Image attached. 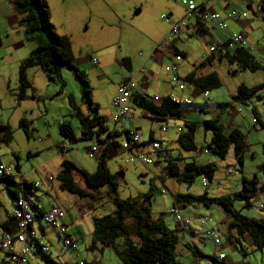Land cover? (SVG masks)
I'll use <instances>...</instances> for the list:
<instances>
[{"label":"rangeland","instance_id":"374dc122","mask_svg":"<svg viewBox=\"0 0 264 264\" xmlns=\"http://www.w3.org/2000/svg\"><path fill=\"white\" fill-rule=\"evenodd\" d=\"M201 1L207 2L208 0ZM250 1L253 3L257 2V0ZM49 2L50 6H48V9L50 8L51 16V21L49 20V22L56 35L67 39L72 64L79 72L85 75L86 82L92 91L91 99L99 106L105 116L110 114L111 111L109 102L115 84L121 78L130 77L134 79V76H132L133 71L126 70L121 66V59L127 58L133 62L134 66H138L140 61L145 58L144 56L153 47L156 51H160V42L163 39V34L165 36L169 34L167 31L169 29H167L163 20L160 19V16L166 15L168 11L171 12L170 16L173 18L176 14H181L178 4L172 0H49ZM248 14L251 19V14ZM9 35L13 36V32L12 34L10 31H7L6 34L2 33L1 37L5 40ZM158 38L159 40L153 43ZM180 38L181 41L176 45L177 50H182L187 55L190 63L197 62L202 48L199 38L192 33L187 38L182 35ZM153 44L155 46L152 47ZM139 53L142 54L141 57L138 56ZM164 60L167 61V58L164 57ZM93 61L95 64H93ZM162 67L163 64L161 63L152 71L157 76L154 80L146 74L147 81H151V84L147 87V91H145V94L149 97L158 94L156 92V85L167 82L169 79V75L167 76L163 72ZM232 69V67H226L225 65L219 66V86L216 89L207 91L208 97L206 99L202 97L201 91L199 95H188L190 104L180 107L184 111L183 119L170 120L165 125H161L168 127L169 146L177 148L175 143L176 133L174 134L173 126L175 124L181 125L182 120L200 123L215 115V117L220 118L221 125L224 128L232 121V124L237 126L244 137L245 143L249 146L248 152L242 156L241 168L235 163L231 146L228 148L223 159L214 158L205 153L203 146L209 142L210 134L203 130L201 126H197L193 133L195 150L187 152L172 149L171 152H173V157L180 159V164L187 161L188 158L186 157H192L197 164L208 163L213 165L216 171L211 181H207L206 185L202 186L200 182L201 176H197L189 184L178 182L164 175V164L162 162L158 163L157 159L154 160L153 164L144 166L138 162H128L129 154L122 151L110 155L106 160L108 171L116 178V190L114 194L116 199H136L140 203L147 204L151 216L154 218L161 217L167 223L171 219V215L168 213L171 196L177 191L180 194L190 193L191 195H198L205 192L209 196H229L240 190L241 177L246 179L254 178L258 186L264 183V172L260 169L261 162L262 160L264 161V153L261 148V142H264V129L256 127V130H254L251 128V114L248 106H240L241 112L234 119L229 118L228 114H220L217 109H210L208 107V105L214 102L218 103L215 108L229 106L231 100L228 96V90L235 83L248 85L264 81L263 71L232 75L230 72H227ZM6 74L11 77L16 76V72L14 73L9 67L6 68ZM59 78L63 84L61 88L62 92L60 91L58 95H55L60 87L58 82L48 81L42 72H39L35 76L32 85L34 95L39 99L38 103L40 106L44 108L41 109L42 114H40L35 108V100L30 101L34 106L33 111L35 113L33 114L30 113L29 100L31 99L25 102L20 101V106L17 108V104L19 103L16 101L18 92L17 77L15 80L17 88L13 89V81L5 84L3 73L0 74V118L3 121V125L8 129L6 136L4 134L0 135V161L3 166H9L13 174L15 173L13 167L16 163L19 166L20 173H30L34 178L33 182L39 188L37 190L32 189L35 190L34 196L43 199L42 204L44 206L52 204L53 206H58L57 209L62 208L64 210V221L73 223L72 228L81 233V239L77 240V257L75 256L76 251L66 247L60 249L55 238L50 237V257L56 264H66L67 262L78 263L79 261L90 264L92 260L99 264H119L113 253L106 247L101 248V253L98 250L91 252L85 249L88 244V230L90 229L88 211L84 210L80 214L77 209L78 199L74 195L63 192L56 186L48 190L49 187L46 185L45 179H43V176L46 175V178H49L48 175H51L52 184L58 185L57 179L54 178L58 167L54 163L49 162L45 168L33 172L38 164L48 162L53 153L51 147L53 148L55 142L63 141L65 145V141L58 134L57 124L59 121L69 122L75 134L78 131L76 119L71 117L70 113H67L65 109L68 97L76 106L81 104V95L77 81L68 70H62ZM134 80L138 84L141 83V77H137ZM160 86L164 87L163 84ZM31 91V86L25 90L28 94ZM261 95L263 96V102L261 100L253 101L252 103H254L253 105L257 107L259 112L262 111L264 113V93L262 92ZM24 105L28 106L25 113L26 117L23 118L25 120L20 117L21 107ZM78 108L80 109V107ZM67 109L70 111L69 107ZM262 112L259 113V116L264 122V114ZM41 115L43 118H47L46 121L41 118ZM21 122L24 123L23 127L20 126ZM105 124L108 128H111V123L106 121ZM158 125L153 124V132L157 130ZM139 128L141 131L140 140L143 143L146 141L145 131L148 125L142 120ZM161 133L163 134L164 132ZM153 140L159 141V136H155ZM118 141L120 142L121 139H118ZM88 144L89 142L86 141L78 142L74 145L66 144L69 150L64 152L63 156L66 160L71 158L72 164L78 170L92 173L96 164V156L87 157L85 149ZM35 145L39 149L37 156L27 160L23 154V150L31 149ZM12 151L14 152L13 155L11 154ZM249 153H252L251 157L248 155ZM225 169L230 170L229 174L224 173L226 176L223 174ZM79 176L77 174L73 175L75 184L87 190L84 187L83 181H81V176ZM2 188L3 186L0 184V203L8 208L9 199ZM162 188L165 190V194H161L160 190ZM46 190H48L45 192L46 195L42 194V191ZM88 192L94 198L89 199L87 197L83 202L85 204H97L92 208L95 215L111 212L114 204L107 194L105 187L98 189L95 193L89 190ZM232 207L243 216L262 218L264 217V193H255V195L248 199L246 206L244 200H233ZM179 211L183 217L191 215V222L196 225L194 226L196 231L195 236L190 239L188 238V244L194 251V259L198 264L211 263L209 258L203 257L192 245L194 243L204 255L212 254V240L208 235L203 233L205 228L210 224L203 226L195 221L198 220V215L201 213H211L213 220L224 216L223 213L216 207L207 210L204 206L197 203L187 205L179 209ZM127 223L130 224V220ZM132 236L136 240L133 234ZM221 238V241H224L223 236ZM222 244L224 243L222 242ZM243 245L246 246L245 242ZM262 250L264 258V249ZM223 252L229 258L239 257L237 251L230 250L227 244L224 245ZM252 254L255 255V263L260 264L259 251L255 253L249 252L250 260H252ZM175 259L179 264H194L192 259L185 255H176ZM40 264H43V260H40Z\"/></svg>","mask_w":264,"mask_h":264},{"label":"trees","instance_id":"16d2710c","mask_svg":"<svg viewBox=\"0 0 264 264\" xmlns=\"http://www.w3.org/2000/svg\"><path fill=\"white\" fill-rule=\"evenodd\" d=\"M11 1L13 11L19 17L18 24L22 27L24 38L35 43V47L18 66L16 100H23L25 90L30 87L25 78V71L28 68L38 67L48 81L58 82L60 86L58 94L63 87L59 78L60 72L62 70L70 71L77 81L84 112L68 97L70 116L76 119L79 136L76 137L74 135L72 128L67 122H60L57 125L58 134L65 141V145H74L78 142L86 141L94 142L99 148L98 153L95 155V170L92 173L78 170L71 162L62 160L59 173L56 176L58 189L74 195L78 199H83L87 196L93 198L92 194H89L87 190L95 193L98 189L105 187L114 204L110 213L90 216L91 231L87 249L91 251L96 246L100 248L110 247L116 255L119 264H179L175 259L177 236L174 230H170L161 217L152 219L147 204L140 203L136 199L121 200L115 198L116 178L108 171L106 159L111 150H116L113 148L117 147L119 149L120 147L121 143L118 144L115 139L122 135L123 140H125L126 132L121 131L120 135L116 131H108L106 128L105 119L98 113V106L91 99L92 91L86 82L85 75L79 72L72 64L67 39L56 35L49 22L46 2L44 0ZM202 9L201 5L197 6L195 21L199 27L196 29V34L202 32V24L199 22V20H203V15L200 16ZM258 11L264 16V0L258 1ZM173 49L174 54H180L174 47ZM214 49L215 47H213V51ZM220 50L222 51L221 58L224 63L228 66L235 65L238 71H264V63L256 61L249 51L243 47L233 46L228 48L225 42L220 46ZM126 62H128V59L123 58L120 64L126 70H129L125 64ZM192 78L193 75H189L181 80L192 83L201 92H207L219 86L215 73H209L195 80H192ZM262 92L264 93V84L252 88L239 85L235 94L231 96V100L233 103L247 105L251 101H261L263 96L260 93ZM130 102L133 108L142 110L152 120L158 122H163L165 119H183L184 111L180 107L186 106L173 104L167 96L155 101L153 98L142 95L137 91L132 92ZM222 107L224 106H220L218 109ZM252 114L256 125L259 128H263L256 121L255 112L252 111ZM20 126L23 127L24 123L21 122ZM181 126L183 131L177 134L175 140L179 150L187 152L195 150L193 133L197 126H201L203 130L210 134L209 142L203 146L204 152L214 158L223 159L231 146L235 163L241 168L245 141L239 130L235 128L224 129L216 119H208L200 123L182 120ZM2 128L5 130L4 135L6 136L8 129L7 127H0V129ZM149 142H151L150 138H148ZM144 144L141 143L140 145ZM68 145L66 148L59 147V149L68 151ZM87 148L85 149L86 151L88 150ZM262 150L264 151V145ZM162 163L164 164V175L178 182L189 184L197 176L205 178L208 182L213 178L214 167L208 163L197 164L193 159H188L180 164V159L176 157H170L168 160L164 158ZM13 169L16 170L17 166L15 165ZM260 169L264 172V164L260 166ZM75 173L81 176L84 187L87 190L79 188L75 184L73 179ZM240 182V190L229 196L208 197L205 192L199 195L174 194L171 196L170 206L179 205L182 207L193 203L204 206L216 205L229 217L226 223V232L223 235L225 242L234 245V243L239 242V237L246 234L254 247L264 249V217L243 216L232 207L233 200H244L246 206L248 199L255 195L256 192H264V183L258 186L254 178L246 179L244 177H241ZM0 184H2L8 198L12 201L18 195L26 196L31 194L32 191L31 184L24 181L20 183L14 182L11 176L0 177ZM129 220L130 224L127 223ZM14 224L15 220L11 215L6 221L0 223V229L11 230ZM231 230L236 234L234 240L229 236ZM131 233L136 237V240L133 239ZM206 257L215 264H228L224 259H218L213 254ZM42 259L46 264H56L55 261L44 255H42Z\"/></svg>","mask_w":264,"mask_h":264},{"label":"crops","instance_id":"0c3cea01","mask_svg":"<svg viewBox=\"0 0 264 264\" xmlns=\"http://www.w3.org/2000/svg\"><path fill=\"white\" fill-rule=\"evenodd\" d=\"M44 1L46 2L47 6H50L49 0H44ZM172 1L175 2L174 0H172ZM192 1L196 4V6H198V5L202 6V8H203L202 10L203 11L201 12L200 16L204 15V14H207V15L216 14V15H218L220 17V19L223 21L225 26H224L223 29L218 30L216 27L212 26L211 24H209V23L207 24L205 21L199 20L200 24H202V28H201L202 32L200 34H198V33L196 34V29L199 26H198V24L195 21V15H194L191 19L188 20V22H187L188 23V27L184 31H181L177 36H173V35L170 36L169 34L167 36H165V34H163V36H162L163 39L161 37L162 41L166 40V39L167 40L169 39L170 45H172L176 50H177V47H176L177 43L179 41H181L180 36L181 35L183 37L186 36V38H187V37H189V35L191 33L194 34V36H197L199 38L200 45L202 46L201 53L199 55V58H198L197 62H193V63H190L188 61L187 55L182 50H177L180 53L179 54V56H180L179 57V61L178 60H177L178 62L175 61V65L177 67V75L180 78H184L186 76L193 75L192 80H195V79H198L200 77L206 76L209 73H215L216 76H217V79L219 81L218 68L221 65H225L226 67H232L233 68L232 70L227 71V72H230V74H232V75H237L238 73H242L243 74L245 72H248V71H238L237 68L235 67V65H231V66L226 65L224 63L223 59L221 58L222 51L220 50V46L227 41V38L232 33H241L246 38L247 46L252 48V55L253 56H257V55L261 54V51L264 49V20H263V16L258 11V1L259 0H257L256 3H253L250 0H208V1L206 0L207 2H202L201 0H192ZM11 2H12L11 0H0V49H1L0 50V74L3 73V80L5 81V84L6 83H11L13 81V83H14L13 89H16L17 88V83H15V80H16V77H17V70H18V66H19L18 64L27 57L29 52L35 46H34L33 42H31V41L29 42V41H27L24 38L22 27L18 24L19 17L13 11V7H12V3ZM178 7L181 9V14H178V15L176 14L175 17L173 18L172 16H170L171 12L168 11L167 14L165 15V16L168 17V19L171 22H177V21L181 20L182 17H183L184 10H183V8L180 5H178ZM231 9L236 10L237 12H245L246 13V18L244 20H241V19H234V20L226 19V14ZM48 13H49V20L51 21L50 8L48 9ZM248 13L251 14V17H252L251 19L249 18V14ZM164 23L166 24L167 29H169V24L166 23V22H164ZM7 31H10L11 34L13 32V36L9 35V36H7V38H5V40H3L2 37H1V34L2 33L6 34ZM167 31L169 32V30H167ZM158 40H159V38L157 40H155L153 43H156ZM153 46H155V44H153L152 47ZM211 46L215 47L214 51L211 52V53H207V48H209ZM160 48H161L160 51H156L154 49V47H153L151 49V51L149 52L151 54L148 53L147 55H145L144 56L145 58L142 61H140L138 66H134L133 62L131 60H129V59H128V62L125 63L127 68L129 69V71H133V73H132L133 75L132 76H134V79L137 78V77H141V83L140 84L137 83L136 91L139 92L142 95H146L145 91H147L148 85L151 84V81H147L146 74L149 76V78L154 80L155 77H157L156 74L154 72H152L154 70V68L159 66L161 63L163 64V67H164V66H166L165 64L170 62L166 51L162 47H160ZM203 54L206 56V58H205V60L200 61V56L203 55ZM138 56L141 57L142 54L139 53ZM164 57L167 58V61L164 60ZM7 67L12 69V71L14 73L16 72V76H13L14 80H13V77H11L9 75L7 76V74H6V68ZM134 67H136V68L134 69ZM163 67H162V70H163ZM140 69L142 70V72L139 71ZM257 71H261V70H257ZM257 71H255V72H257ZM39 72H41V71L39 70L38 67H31V68H28L25 71L26 81L31 86L32 91L30 92V94H28L27 92H24V98H23V100H21V102L22 101L25 102V101L31 99V100H29L30 111H31L30 113H33V114L35 113V111H33L34 106H33V103L30 102V101L35 100V103H34L35 104V108H36V110H38V112L40 114H42L41 109L44 108L43 106L41 107L40 104L38 103L39 99L34 95V88L32 87L34 79H35V76L38 75ZM163 72H165V71L163 70ZM255 72H250V73H255ZM165 73L167 74V76L169 75L167 72H165ZM169 78H170V76H169ZM127 79L134 80L133 78H130V77L121 78L115 84L114 91H115L116 86L121 81L127 80ZM168 82H169V79L167 80V82L161 83V84L164 85V87H161L160 86L161 84L157 83L158 85H156L155 87H156V92L158 94H155L152 97H149L147 95L146 96L149 97V98L156 97L157 101H159L162 98H165L166 96H168V95H170L172 93L177 94L175 89ZM261 84H264L263 80L261 82H256L254 84L251 83V84H248V85L244 84V83H235L228 90V96L230 97V100H231V96H233L235 94L236 88L239 85H243V86H245L247 88H252V87H255V86H258V85H261ZM114 91L112 92V96L114 94ZM44 93H46V91H44ZM199 93H200V90L198 88H196L192 83H187L186 81L184 82V89H183V91L181 93L183 96L189 98L188 95L191 94L192 96H195V95H199ZM55 95H58V90H57ZM18 102L19 103L17 104V108L20 106V101H18ZM252 102L253 101L247 103V105H240V104H237V103H233L232 100H231V103H229V106L222 107L221 109H218V107L215 108L216 105L218 104L216 102L208 105V107L210 109H217L218 112H220V114H228L229 118L234 119L241 112V110L239 109L240 106H248L250 114H251V120H250L251 125H252L251 128L256 130V127H258L256 125V122H254L255 118H254V116L252 114V111H253V112H255V117L257 119L256 121H258L263 126V128H259V127L258 128L259 129H264V122L261 120V118L259 116L260 115L259 113L262 112V111L259 112L257 107L255 105H253L254 103H252ZM261 102H263V100ZM62 104H63V101H62ZM65 107H66L65 109H66L67 113H70L69 109H67V107H69L68 102H67V106H65ZM78 107H80V110L82 112H84L83 111V107H82L81 104ZM109 107H110V102H109ZM262 108H263V105H262ZM27 109H28L27 105L26 106L24 105L23 107H21V114H20V117H22L21 119L26 117L25 113H26ZM110 109H111V107H110ZM98 113L105 119V123H106V121L111 123L110 122V115L112 113L111 111H110V114L105 116L103 114L102 110L98 106ZM183 117H184V115H183ZM41 118H43L42 115H41ZM43 119L46 121L47 118L45 117ZM208 119H216L217 122L221 125L220 118L217 117V116L215 117V115L210 116V118H208ZM23 120H25V119H23ZM142 120H144L147 123L148 128L145 131L146 132V141L143 142V144L144 143L145 144L142 145L140 149L143 152L150 154V151H149L150 147H149V143H148V138L153 140L155 136L156 137L159 136V139L165 144V146L167 148L168 155L170 157H173V152H171V150L172 149H179V148H178V146H177V148H171L169 146L170 141L168 140L169 135L167 133L168 132V127L163 126L166 129V131L163 134L159 131V127L162 126L161 124L165 125L171 119H165L163 122H161V121L158 122L156 120H152V118L150 116H148L142 110L137 109V108H133V106H132V110H131L130 114L125 119H123V122H122V125H121V129H116L117 134H120L121 131L133 130L134 132L139 134L140 137H141V131H140L139 125H140V122H142ZM60 122H64V121H59L58 124ZM67 123H69V122H67ZM153 124H159L157 126L158 127L157 130L154 131V132L152 130L153 129ZM69 125H70V123H69ZM105 126H106V124H105ZM0 127H6V126L3 125V121H2L1 118H0ZM106 128L108 129V131H111L113 129L112 124H111V128H108L107 126H106ZM173 128H174V134L176 133V128H180L181 132L183 131L182 126L180 124H177V125L175 124L173 126ZM228 128H235V129L238 130L237 126L232 124V121H230L228 126H226V128H224V129H228ZM77 130H78L77 134H75L73 132L76 137L79 136V128H77ZM4 132H5V130L3 128L0 129V135H3ZM175 135L177 136V133ZM118 139H121V141L119 142ZM122 141H123L122 135H121V137H118L117 139H115V142H117L118 144L121 143ZM92 144H95V143L94 142H89L87 147H89ZM263 145H264V142H261V148H262ZM59 147H61V148L64 147V142L63 141L55 142L53 144V148L51 147V149L53 150V153L51 154L50 159L48 160V162H43L41 164H38L35 167V169L33 170V172H37L40 169L45 168L46 165L49 162H52V163H54L56 165V167H58L57 172H56V174L54 176V178L56 179V176L58 175L59 170H60L61 161L62 160H66L64 158V156H63V153L66 152V149H59ZM248 148H249V146H247V144L245 143V148H244L245 150H244L243 155L248 152ZM113 149H116V150L115 151L111 150L108 153L107 158L110 155H113V154H115L117 152H122L123 151V150L118 149L117 147L113 148ZM38 152H39V149H38V147L36 145L32 146L31 149H24L23 150V154H24V156H25V158L27 160L36 157ZM13 153L14 152L12 151L11 154L13 155ZM263 153H264V151H263ZM248 155L251 157L252 153H249ZM0 157H1V155H0ZM186 158L192 159V157H186ZM67 161L71 162L72 159L69 158ZM261 163L264 164V161L262 160ZM0 164L3 165L1 163V161H0ZM15 165L17 166V169L14 170V172H15L14 174H13V171L11 170L12 171L11 177L13 178L14 182H19L20 180H24L27 183L33 184L34 183L33 182L34 178L31 176V174L30 173H26V174L20 173V169H19L18 164L16 163V164H14V166ZM7 167H9V166H7ZM94 170H95V168H94ZM215 171L216 170L214 168V173H215ZM227 171H230V170L229 169H225L223 171V174L224 173L228 174ZM214 173H213V178H214ZM48 177L49 178H46V175L43 176V179H45L46 185L49 187L48 190H51L50 188H53L55 186L58 188V185H53L52 184L51 175H48ZM81 181H82V179H81ZM160 183H161V181H160ZM78 187L84 189L82 186H78ZM37 189H39V188L37 187L35 190H37ZM2 190H3V188H2ZM35 190H32L30 195H31L32 199H34V201L42 209H47L49 206L52 205V204H49L48 206L47 205L44 206L42 204V200L43 199H40V198L34 196ZM48 190L42 191V194L46 195L45 192H47ZM87 192H88V190H87ZM257 193H264V192H259L258 191V192H256V194ZM175 194H180V192L177 191ZM183 194H185V193H183ZM187 194H190V193H187ZM194 195H197V194H194ZM207 196L208 197H219V196H215V195L214 196L207 195ZM87 197H85L83 199H78L75 196V198L78 199V201H77V205H78L77 209L80 212V214H82V212H84V210H86V211H88L87 213H88V216L90 217L91 215L94 214V212L92 211V208L94 206H96L97 204H92V203L85 204L83 202V200L86 199ZM88 198L90 199V197H88ZM188 205H192V204H188ZM198 205H201V204H198ZM175 206L179 210L181 208H184L187 205L182 206V207H180L179 205H175ZM202 206H204V205H202ZM55 207H58V206H55ZM204 207L207 210H210V209H213V207H216L221 213H223L224 216H222L219 219H215V220L212 219L211 213H209V212H208V214H202L201 213V214L198 215V216L209 215L211 217V221L209 223H207V224H210V225L207 226V228L214 229L218 233L220 238H221V236H223L224 233L226 232L225 227H226V223H227L229 217L227 216L226 213H224L216 205H209V206H204ZM12 209H13V201L11 199H9V207L8 208H6L3 204L0 203V223L6 221L8 219V217L12 215ZM97 215H99V214H97ZM181 217L184 218V219H188L189 220L190 224H189V227H188L187 230H183L180 227H178L176 225V223L174 222L172 216H171L170 221H168L167 223L163 221L170 230H174V233L177 236V243H176V246H175V256L176 255L188 256V257H190L192 259L194 264H198L196 262V260L194 259V251L191 249V246L188 244V238L190 239L193 236H195V232L196 231H195L194 226H196V225L191 222V219H192L191 215L188 216V217H183L182 214H181ZM151 218L152 219H157L159 217H155L154 218L153 216H151ZM89 221H90V219H89ZM62 222L66 225V230H67L68 234H71L77 240L81 239V233L78 230H75L74 228H72L73 223L65 222L63 218H62ZM195 222H198V221H195ZM13 230H14V225L12 226V229L8 230V231H13ZM90 231H91V223H90V229L88 230V244H87V246L89 245V242H90ZM37 232L40 235L39 239H40L41 244L44 245L46 247V249H47V253H44L42 255H44L45 257H48L51 260H53L50 257L49 240H50V237L51 238H55V240L57 241L58 247L61 249V248H63V246L60 245L58 237L52 231V229L51 230L49 229L48 226H39V228H37ZM229 236H230V238H232L234 240V238L236 237V234H235V232L233 230H231L229 232ZM238 241L239 242L234 243V245H233V244H230V243L225 242V241L222 240L221 244L219 246L215 247L213 245L212 254L215 256L218 251H222L223 252L224 251V245L227 244L230 247V250L237 251V254L239 255V257L229 258L223 252L224 253V258L223 259L228 264H256L255 260H254L255 255L252 254V260H250V256L248 255L249 252L250 253H255L256 251H259V253H260V256H259L260 264H264L263 250H262L263 248L254 247L252 245L251 240L249 239L248 235H246V234H244L241 237H239ZM222 242L224 244H222ZM244 242H245L246 246L243 245ZM192 245H193L194 249H196L203 257L209 256V255L202 254L198 250L197 246L194 243H192ZM102 248H104V247H102ZM106 248H108L113 253V255L116 257V255L114 254V252L112 251V249L110 247H106ZM68 249H70V248H68ZM85 249H87V247ZM248 249H249V251H247ZM70 250H72V249H70ZM97 250L99 251V253H101V248L99 246H96V248L91 250V252L92 251L95 252ZM73 251H76L75 256L77 257L78 256V253H77L78 250H73ZM42 255L39 254L38 252H36V253L32 252L27 257L26 264H40V260H43L42 259ZM4 257H5V254L2 251H0V260H2ZM116 259H117V257H116ZM83 263L86 264L85 262H83ZM43 264H46L44 262V260H43ZM66 264H78V263L67 262ZM90 264H99V263H97L94 260H92V261H90ZM204 264H208V263H204ZM209 264H215V263L211 262Z\"/></svg>","mask_w":264,"mask_h":264},{"label":"built area","instance_id":"2783aa9c","mask_svg":"<svg viewBox=\"0 0 264 264\" xmlns=\"http://www.w3.org/2000/svg\"><path fill=\"white\" fill-rule=\"evenodd\" d=\"M178 5H180L184 12L181 20L177 22H171L167 16L161 15L160 18L169 24V34L177 36L181 31H184L188 27L187 21L191 19L197 13V6L192 0H174ZM246 18L245 12H237L236 10H229L226 14V19L234 20ZM203 21L207 24H211L218 30L224 28V23L220 17L216 14H204L202 16ZM264 20V16H263ZM227 47L232 48L233 46L243 47L249 51L252 55V48L247 46L246 38L241 33H232L227 38ZM160 46L166 51L169 57V64L163 67V70L167 72L170 76L169 84L175 89L176 93H172L167 96V98L175 105H188L190 103L189 98L183 96L181 93L184 89V81H182L177 75V67L175 61L179 60V55L174 54L173 46L170 45L169 39L160 42ZM211 46L207 48V53L213 51ZM253 56V55H252ZM206 56L203 54L200 56V61L205 60ZM253 58L264 63V49L261 51L260 55L253 56ZM93 64L95 62L93 61ZM139 71L142 72L140 69ZM137 82L132 79L121 81L115 88L114 94L110 100L111 115L110 122L113 125L111 131H116V129H121L123 119H125L132 110V104L130 102V97L132 92L136 91ZM202 97L206 99L208 97V92H202ZM153 100H157L156 97ZM160 132H165V127H159ZM126 139L120 144L119 149L128 152L129 159L128 162H138L144 166H149L154 163V160L162 162V160L169 159L167 148L161 140H151L149 142L150 154L143 152L140 148L142 142L140 140V135L133 130H125ZM181 129L176 128V133H180ZM66 148V146L64 145ZM86 151L87 157L91 158L98 153V146L96 144L90 145ZM229 174L230 171H227ZM12 175V171L9 167H5L0 164V177H8ZM21 182V180L19 181ZM201 185L205 186L207 180L201 178ZM38 185L36 183L31 184V189H36ZM161 194H165V190L162 188L160 190ZM168 213L172 216L176 225L181 229L187 230L189 227V220L181 217L179 210L176 206H170ZM12 216L14 217L15 224L14 230H2L0 229V251L5 254V257L0 260V264H26L27 257L29 254L41 252L47 253V249L40 242V235L37 232L39 226H48L56 234L59 239L60 245L63 247L70 248L72 250H77V239L71 234L67 233L66 225L62 222L64 217V211L62 209H57L55 206H50L47 209H42L35 201L32 199L31 195L21 196L18 195L13 201ZM199 225L205 226L211 221L209 215H202L198 218ZM204 233L208 235L213 245L219 246L221 244V238L218 233L212 228H205ZM218 259L224 258V253L218 251L215 255ZM78 264H83L82 261Z\"/></svg>","mask_w":264,"mask_h":264}]
</instances>
